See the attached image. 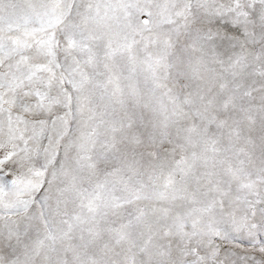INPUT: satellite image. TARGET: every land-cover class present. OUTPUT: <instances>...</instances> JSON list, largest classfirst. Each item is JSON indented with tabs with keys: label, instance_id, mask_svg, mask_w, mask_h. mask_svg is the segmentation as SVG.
<instances>
[{
	"label": "snow or ice",
	"instance_id": "1",
	"mask_svg": "<svg viewBox=\"0 0 264 264\" xmlns=\"http://www.w3.org/2000/svg\"><path fill=\"white\" fill-rule=\"evenodd\" d=\"M0 264H264V0H0Z\"/></svg>",
	"mask_w": 264,
	"mask_h": 264
}]
</instances>
